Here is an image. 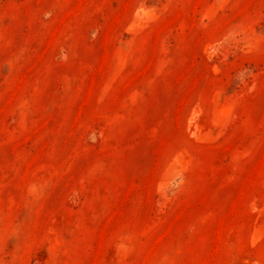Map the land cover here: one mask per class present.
I'll use <instances>...</instances> for the list:
<instances>
[{"label":"rangeland","instance_id":"374dc122","mask_svg":"<svg viewBox=\"0 0 264 264\" xmlns=\"http://www.w3.org/2000/svg\"><path fill=\"white\" fill-rule=\"evenodd\" d=\"M0 264H264V0H0Z\"/></svg>","mask_w":264,"mask_h":264}]
</instances>
